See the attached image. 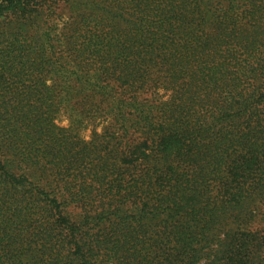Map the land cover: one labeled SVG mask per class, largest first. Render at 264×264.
Masks as SVG:
<instances>
[{
    "label": "trees",
    "instance_id": "obj_1",
    "mask_svg": "<svg viewBox=\"0 0 264 264\" xmlns=\"http://www.w3.org/2000/svg\"><path fill=\"white\" fill-rule=\"evenodd\" d=\"M63 2L0 4V264H264V0Z\"/></svg>",
    "mask_w": 264,
    "mask_h": 264
},
{
    "label": "rangeland",
    "instance_id": "obj_2",
    "mask_svg": "<svg viewBox=\"0 0 264 264\" xmlns=\"http://www.w3.org/2000/svg\"><path fill=\"white\" fill-rule=\"evenodd\" d=\"M48 1L53 2L51 16H52L54 22L58 26L57 29H61L64 26V23L71 16L73 9L70 8V5L68 3H64L63 0H48ZM109 1H115V0H109ZM3 2H4V0H0V4ZM13 18H15V17H13ZM161 94L164 95V92L162 91ZM57 123L61 126H68L70 124L69 119H68V115H66L63 112L60 113L58 118H57ZM76 130L81 137L89 140L91 138V136L93 135L94 131H97L99 133H101L103 131V125L99 124L96 126V125L90 124L86 127H81V128L76 129ZM21 195L22 194H20V195L18 194V197ZM30 224H31V222H27L25 226L29 227Z\"/></svg>",
    "mask_w": 264,
    "mask_h": 264
}]
</instances>
